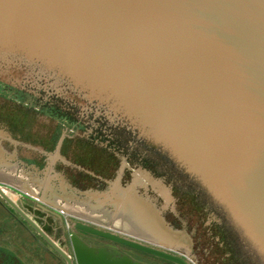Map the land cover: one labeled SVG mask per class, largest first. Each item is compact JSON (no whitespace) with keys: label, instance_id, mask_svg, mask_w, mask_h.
Segmentation results:
<instances>
[{"label":"water","instance_id":"water-1","mask_svg":"<svg viewBox=\"0 0 264 264\" xmlns=\"http://www.w3.org/2000/svg\"><path fill=\"white\" fill-rule=\"evenodd\" d=\"M4 66L61 79L119 115L178 164L264 260V0H0ZM0 197L73 264L2 185ZM74 223L83 233L193 264ZM73 243L78 264H138Z\"/></svg>","mask_w":264,"mask_h":264},{"label":"rangeland","instance_id":"rangeland-1","mask_svg":"<svg viewBox=\"0 0 264 264\" xmlns=\"http://www.w3.org/2000/svg\"><path fill=\"white\" fill-rule=\"evenodd\" d=\"M47 76L0 69V185L57 241L69 244L73 221L93 222L193 264H264L178 164L112 110ZM39 204L64 218L65 235Z\"/></svg>","mask_w":264,"mask_h":264},{"label":"flooded vegetation","instance_id":"flooded-vegetation-1","mask_svg":"<svg viewBox=\"0 0 264 264\" xmlns=\"http://www.w3.org/2000/svg\"><path fill=\"white\" fill-rule=\"evenodd\" d=\"M8 195L15 201V199L13 198L12 194L8 193ZM17 202V201H15ZM19 203V202H17ZM21 205V204H20ZM37 209L40 210L43 213H50L53 216V219L55 222L58 223V229L57 231L62 234L65 235L67 233V229H66V225H63V222H65L64 218H62V216H60L58 213L52 211V210H44L42 209V207H40L39 205H37ZM22 209L25 210V212L32 217L37 224L41 227V229L45 232V234L51 239V241H53V243L59 247L61 250H63L64 252H66L70 258L73 261V264H78V257L76 255L74 246H73V237H78L80 240L81 239H86V242L88 241H94L98 244V247L95 248V250L98 252L99 250H107L108 252H111L113 255V259L116 258H120V259H125L127 258L129 261L134 262V263H141V264H147L146 262H144L143 260H141L140 255L141 254H145L144 252L132 249L130 247L121 245V244H117L115 242L91 235V234H87V233H83L81 231H78L77 229L75 230V223L73 221V231L70 234L71 238L69 241V244L66 243H60V241H57L56 238L54 237V235H52L47 226L41 225L39 223L38 218H35V216L31 215L27 209H25L22 205H21ZM0 217L4 218V219H8L10 221H14L16 223V229H15V233L13 231L10 232V234H16V235H29L31 237H33V239L35 240V242L37 243V248L42 249V251L46 254L49 255L48 259L46 262H44L43 264H67L66 259L54 248V246L50 243V241H48L47 239H45V237H43L42 235H40V233L38 231H36V229H34L23 217L21 214H19L10 204H8L2 197H0ZM89 225L93 226L96 225L93 222H89ZM100 229V228H99ZM105 230H112L115 232V230L111 229V228H103ZM3 232V231H2ZM2 234V233H0ZM74 234V235H73ZM94 249V248H93ZM19 250H22V247H18L16 245L13 244H9L7 240H2L1 236H0V252L4 255L6 254H12L10 255V259L9 256H7V260L10 262V264H20L18 260H16L14 258V256L16 255L17 251L19 252ZM8 254V255H9ZM148 255V254H147ZM155 257V256H154ZM158 260H161L158 257H155ZM25 264H28L27 262H24ZM156 263V262H154ZM33 264V263H30Z\"/></svg>","mask_w":264,"mask_h":264},{"label":"crops","instance_id":"crops-1","mask_svg":"<svg viewBox=\"0 0 264 264\" xmlns=\"http://www.w3.org/2000/svg\"><path fill=\"white\" fill-rule=\"evenodd\" d=\"M41 204H39L40 206ZM44 206V205H43ZM44 209V208H42ZM45 211L47 209H44ZM39 220V219H38ZM39 223L41 225H46L44 222H41L39 220ZM16 223L14 221H10L8 219H4L0 217V236L2 240H7L9 244L16 245L18 247H22V250L17 251L14 258L19 261L20 264H25L24 262H27L28 264H43L47 261L49 255L44 253L42 249L37 248V243L33 239V237L29 235H16V234H10L11 231H15L16 229ZM47 226V225H46ZM3 231V232H2ZM15 233V232H14ZM9 254V253H8ZM109 259H113L112 253H110ZM12 255V254H9ZM7 256L0 252V264H10V262L6 258Z\"/></svg>","mask_w":264,"mask_h":264},{"label":"bare ground","instance_id":"bare-ground-1","mask_svg":"<svg viewBox=\"0 0 264 264\" xmlns=\"http://www.w3.org/2000/svg\"><path fill=\"white\" fill-rule=\"evenodd\" d=\"M162 132H165V135H169L170 136V134H168V129H166V128H164V129H162ZM171 137V136H170ZM211 164H212V162H211ZM216 184V183H215ZM5 191H6V193L8 194V191L5 189Z\"/></svg>","mask_w":264,"mask_h":264}]
</instances>
